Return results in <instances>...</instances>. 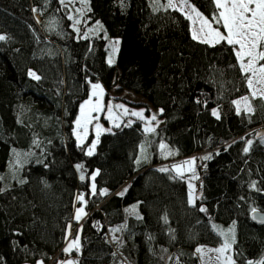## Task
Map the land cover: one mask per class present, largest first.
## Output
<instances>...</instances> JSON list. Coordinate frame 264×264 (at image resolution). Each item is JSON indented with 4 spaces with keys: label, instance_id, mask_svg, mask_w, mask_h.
Returning <instances> with one entry per match:
<instances>
[{
    "label": "trees",
    "instance_id": "obj_1",
    "mask_svg": "<svg viewBox=\"0 0 264 264\" xmlns=\"http://www.w3.org/2000/svg\"><path fill=\"white\" fill-rule=\"evenodd\" d=\"M82 1L96 34L76 29L64 0H0V264L63 259L78 202L77 264H201L199 245L223 243L215 222L236 224L235 264H261L264 225L250 215L264 211V98L237 112L250 88L234 46L193 39L168 0ZM188 1L218 25L215 0ZM93 83L140 95L163 125L121 124L88 155L93 134L80 144L74 128ZM199 154L192 203L173 165Z\"/></svg>",
    "mask_w": 264,
    "mask_h": 264
},
{
    "label": "snow or ice",
    "instance_id": "obj_2",
    "mask_svg": "<svg viewBox=\"0 0 264 264\" xmlns=\"http://www.w3.org/2000/svg\"><path fill=\"white\" fill-rule=\"evenodd\" d=\"M181 3L182 5H187V0H181ZM215 6L219 9L215 18V23L222 25L223 28L226 29V34L222 33L218 27H213L212 22L207 17L203 16L202 13L192 7L191 12L194 16L185 12L187 18L192 20L194 25L192 29V38L200 39L203 43L207 44H215L224 41L228 45L234 46L235 56L238 59L239 66L246 74L248 87L252 89L251 95L255 97L257 92H259L261 98H264V63H260V61H264V0H215ZM168 7H174L173 0H168ZM180 10L184 11V7H181ZM197 21H199V28L195 27ZM83 38L87 39L88 37L85 35ZM2 39H5V37L0 36V40ZM111 62V59H109V63ZM249 73L251 75H247ZM29 75L33 76L35 79L40 78L34 72H29ZM256 85H260V87L257 88ZM97 89L100 91L98 92ZM103 94L101 86L93 84L92 96L97 97L96 101L93 102V100L89 98L80 106V116L76 120V125L78 129L82 130V134L81 131H78L76 135L77 139L81 142H83L84 138L88 135L89 124H91L93 119H97L92 113L103 110L102 101L100 99ZM242 99L245 102L247 111H253L248 103V97ZM235 103L237 105L236 110L239 112V105L241 102L236 101ZM118 107L123 106L121 105ZM131 114L143 118L141 112H133ZM213 114L216 115L217 113L214 111ZM109 119H112L111 115ZM152 119L155 120V116H153ZM96 128L98 140L100 125L97 124ZM146 131H154V129L146 128ZM247 143L250 145L251 141ZM95 147L96 142H93L87 154L92 155V150ZM160 147L165 148L166 146L161 144ZM245 151H248V149L246 148ZM207 158L209 157H205V159ZM194 160L195 158L185 161L184 163L191 165L194 163ZM137 163H139V161H137ZM173 167L179 172L181 165H174ZM159 170L168 171L167 168H161ZM96 174H98V172L94 173L91 177L93 181L91 191L93 194L96 192V185L94 183ZM81 179H84L83 175H81ZM102 194H106V190H104ZM123 194L124 193H120V195ZM77 199L87 203V201H84L83 195L78 196ZM134 210L133 208L132 211ZM201 211H205V209H201ZM253 211L255 212L256 210L253 209ZM82 214H84V209L82 207L78 208L75 219L79 221ZM221 235L225 236L224 244L222 247L214 249V251L224 254L231 248V244L229 243L228 234L221 233ZM74 245H78V239L73 240L64 251H71ZM197 251H202V249H197ZM225 259L226 262L230 261L231 264H235V261L231 260V257H226ZM61 264H64V262H61ZM67 264H72V262L68 261ZM261 264H264V261H262Z\"/></svg>",
    "mask_w": 264,
    "mask_h": 264
},
{
    "label": "rangeland",
    "instance_id": "obj_3",
    "mask_svg": "<svg viewBox=\"0 0 264 264\" xmlns=\"http://www.w3.org/2000/svg\"><path fill=\"white\" fill-rule=\"evenodd\" d=\"M64 3L66 5H68L70 8L71 16H72L73 21H74V26L76 27L77 30L84 29L89 34H96L98 32V26L88 25L87 20L84 18V8H85V2L84 1H82V0H64ZM173 4H174L173 8H175L179 11H181L180 10L181 7H184V11H181L183 14H185V12H187L189 15L194 16V14L191 12L192 7H194L197 11H199L188 0H187V5H182L181 0H173ZM203 16H205V15L203 14ZM37 20L39 21L40 19H37ZM190 22H191V28L193 29L194 25L192 23V20H190ZM99 25L102 26L100 23H99ZM212 25H213V27H218L222 33L226 34V29H224L222 25H214L213 23H212ZM195 27L199 28V21H197V24L195 25ZM198 40H200V39H198ZM119 47H120V40L118 38L109 39V52H108L107 59H108V61H109V59H111V61H112L111 63H114L116 61L117 56H118ZM260 63H264V61H260ZM29 72H34L38 76V74L33 69H31ZM248 75H251V74L249 73ZM93 84L100 85L102 90H103L104 94L102 97H100V99L102 101V105H103V110L100 112L92 113V115L94 117H97V119H93L91 124H89L88 135L84 138L83 142H81L80 140L77 139L76 133L78 131H81V134H82V130L77 128L76 121H75L74 134H75V137H76L78 143L84 144L86 142L87 138L90 136V134H93L92 143L96 142V144H97L98 143L97 128H96L97 124L100 125L99 137L103 133L113 131L115 129V127H118L121 124H131L134 120H137V119L141 120L144 124V127L147 129H154L155 130V129H157L163 125V121L160 118V114H159L160 110L154 108L151 104H149L140 95H137L134 92L128 91V90L118 92L115 89H112L111 91L107 92L101 83H93ZM256 87L259 88L260 85H256ZM97 91L99 92L100 90L97 89ZM251 92H252V89H250V92L248 95L242 96L238 100H236V101L241 102L239 105L240 110H246L247 111V109L245 108V102L242 99L244 97H248V103H249L250 107L252 108L251 99L253 98V96L251 95ZM256 96H260L259 92H257ZM89 98H91L93 100V102H95L97 99V97L92 96V88H91V93H90ZM121 105L123 107H118ZM125 110H127V111H125ZM133 112H141L143 114V118L132 115L131 113H133ZM215 112L217 113L216 115H219V111H215ZM110 115H111L112 119H109ZM79 116H80V112H79V115L77 118H79ZM153 116H155V120L152 119ZM92 143H91V145H92ZM91 145L88 146L87 152H88L89 148L91 147ZM95 148L92 150V153L95 151ZM200 155L201 154L198 155L199 157H196L194 155L190 158L181 159L179 162L175 163L174 165H181L179 172L173 167V169L178 174L186 177V179L188 181L189 189H190V200L192 201V203H194V200H195L197 194L200 192V188H201V172H202V170H199V165H200V169H201V156ZM193 158H195L193 164L188 165V164L184 163L185 161L193 160ZM92 183H93V181H92ZM94 183H95V181H94ZM80 203H82V202H80ZM80 203L78 202L76 204L74 218L76 216L77 209L81 208V207L84 209V214L81 215V218L85 217V215L87 214L85 206L80 205ZM80 221H81V219L77 222L80 224ZM214 228L220 234L221 233L228 234L229 243L231 244V248L224 254H221V253L214 251V249H218V248L222 247V245L224 244V240H225L224 235H221L223 238V243L218 245V246L199 245L196 248V253L200 258L201 264H231L230 261L226 262L225 258L231 257V260H233V241L235 240V236H236V224H234V223L233 224H223L220 222H215ZM70 232L71 231H69V236L71 234ZM80 236H81V229L79 228L78 233H77L76 237L74 238V240L78 239V245H74L75 247H77V249L79 248ZM197 249H202V251L198 252ZM74 257H76V255H72L71 258L69 257L70 261L72 262V264H77V259ZM218 257H219V259H218ZM63 260H68V258L67 259L63 258ZM26 264H29V263H26ZM49 264H60V263H58L57 261H52Z\"/></svg>",
    "mask_w": 264,
    "mask_h": 264
},
{
    "label": "crops",
    "instance_id": "obj_4",
    "mask_svg": "<svg viewBox=\"0 0 264 264\" xmlns=\"http://www.w3.org/2000/svg\"><path fill=\"white\" fill-rule=\"evenodd\" d=\"M90 97V96H89ZM238 100V99H237ZM80 205H82L81 203H80ZM86 216H87V214L85 215V217H82L81 218V221H80V224L83 222V220L86 218ZM75 222H77L76 220H75ZM80 224H78V225H74V224H72V226H71V232L70 233H72V232H75V235L73 236V237H69V239H68V241H67V243H66V245H65V247H64V250L66 249V248H68L69 247V244L74 240V238L76 237V233H77V231L79 230V226H80ZM70 236H71V234H70ZM63 250V251H64ZM77 251V247H75V246H73L72 247V249H71V251H68V252H65L64 251V254H68V255H75L74 254V252H76ZM74 258H76V257H74ZM53 261H57L58 263H60L61 264V262H64V264H67V262L68 261H70V258L68 259V260H61V258L59 257L58 258V255L56 256L55 255V257L53 258ZM75 263V262H74ZM37 264H43L42 262H38Z\"/></svg>",
    "mask_w": 264,
    "mask_h": 264
},
{
    "label": "water",
    "instance_id": "obj_5",
    "mask_svg": "<svg viewBox=\"0 0 264 264\" xmlns=\"http://www.w3.org/2000/svg\"><path fill=\"white\" fill-rule=\"evenodd\" d=\"M264 134V130L259 132V135ZM201 196V192L197 194V198ZM250 218L252 222L258 225H264V211L262 210H256L255 212L253 211L250 215Z\"/></svg>",
    "mask_w": 264,
    "mask_h": 264
},
{
    "label": "bare ground",
    "instance_id": "obj_6",
    "mask_svg": "<svg viewBox=\"0 0 264 264\" xmlns=\"http://www.w3.org/2000/svg\"><path fill=\"white\" fill-rule=\"evenodd\" d=\"M34 15L37 19H40V14L39 12L37 11V9L34 8Z\"/></svg>",
    "mask_w": 264,
    "mask_h": 264
},
{
    "label": "built area",
    "instance_id": "obj_7",
    "mask_svg": "<svg viewBox=\"0 0 264 264\" xmlns=\"http://www.w3.org/2000/svg\"><path fill=\"white\" fill-rule=\"evenodd\" d=\"M64 258H65V259L69 258L68 254H65V255H64Z\"/></svg>",
    "mask_w": 264,
    "mask_h": 264
}]
</instances>
